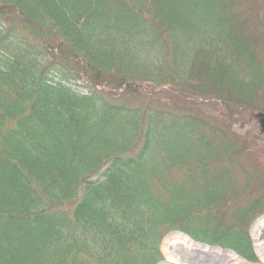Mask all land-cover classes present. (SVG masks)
I'll return each instance as SVG.
<instances>
[{"label":"trees","instance_id":"obj_1","mask_svg":"<svg viewBox=\"0 0 264 264\" xmlns=\"http://www.w3.org/2000/svg\"><path fill=\"white\" fill-rule=\"evenodd\" d=\"M240 113L264 0H0V264H156L175 230L252 257Z\"/></svg>","mask_w":264,"mask_h":264},{"label":"rangeland","instance_id":"obj_2","mask_svg":"<svg viewBox=\"0 0 264 264\" xmlns=\"http://www.w3.org/2000/svg\"><path fill=\"white\" fill-rule=\"evenodd\" d=\"M160 90L156 88L153 90L154 93H160L161 95V100L163 102H177L176 99L182 97L178 92L174 90H168L169 94H161L159 92ZM199 103L203 102L204 106L203 108L205 109V113L208 116H214L217 117L221 113V109L218 104H214L213 101H200L198 100ZM239 116L237 117V122L235 123V130L240 134L245 136L246 143L249 144L250 146V156H243L241 158V161L246 162L251 170L255 172V169H257L256 176L264 180V115H261L260 113L258 114H252V113H240L238 114ZM255 174V173H253ZM253 186H251L252 188ZM245 189L244 187H241ZM242 191L237 192V197H231V202L229 204V207H234L236 205H240L242 202V199L240 196H238V193ZM264 215V214H263ZM262 215L259 217L261 218ZM257 218L255 221L252 222V224H249L248 226V231L250 233V239H251V254L252 257L248 258L249 260L245 259V261L249 264H261V262L264 260V244L261 245L260 243L257 242L256 238V232L258 233H263L264 226H261L259 229L258 224L261 220L260 218ZM228 218V217H227ZM240 217L237 218V223L239 224L240 222ZM230 222V221H227ZM244 224H246L244 222ZM264 224V223H263ZM174 235V233L169 234L166 236L162 244L160 246L161 254H162V261L159 262L158 264H166L169 261L170 264V259L168 258V246L166 239L169 236ZM262 237V242L264 243V234L261 235ZM170 252V250H169ZM239 256V255H238ZM222 258L221 256L219 258H216L214 256H208V257H193L191 258V264H228V261H225L222 263ZM231 264H235L232 262Z\"/></svg>","mask_w":264,"mask_h":264},{"label":"bare ground","instance_id":"obj_3","mask_svg":"<svg viewBox=\"0 0 264 264\" xmlns=\"http://www.w3.org/2000/svg\"><path fill=\"white\" fill-rule=\"evenodd\" d=\"M263 223L264 219L259 222L257 229H259L261 226H264ZM262 234H264V230L263 233L256 232L255 238L261 245L264 244L261 241ZM166 242L168 246L167 254L168 258L170 259V264H191V258L193 259L194 256L201 258L208 256L219 258L221 256L223 260L222 263L228 261V264H231L232 262H234L235 264H249L232 251L227 252L219 248H209L205 245L197 244L190 237L181 233L169 236L166 239ZM166 264H169V261ZM261 264H264V260L261 262Z\"/></svg>","mask_w":264,"mask_h":264}]
</instances>
